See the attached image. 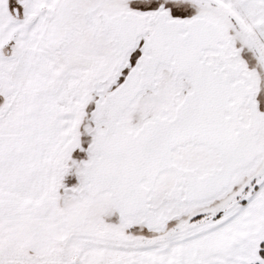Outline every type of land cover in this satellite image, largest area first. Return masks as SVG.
Returning <instances> with one entry per match:
<instances>
[{
    "label": "snow or ice",
    "instance_id": "6c2138e0",
    "mask_svg": "<svg viewBox=\"0 0 264 264\" xmlns=\"http://www.w3.org/2000/svg\"><path fill=\"white\" fill-rule=\"evenodd\" d=\"M0 264H264V0H0Z\"/></svg>",
    "mask_w": 264,
    "mask_h": 264
}]
</instances>
